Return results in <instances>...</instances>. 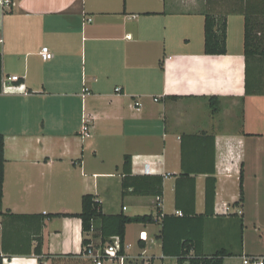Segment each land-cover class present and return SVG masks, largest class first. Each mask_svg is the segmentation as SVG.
<instances>
[{"label":"crops","instance_id":"obj_1","mask_svg":"<svg viewBox=\"0 0 264 264\" xmlns=\"http://www.w3.org/2000/svg\"><path fill=\"white\" fill-rule=\"evenodd\" d=\"M3 1V77L21 78L0 93L3 264H94L83 241L100 221L85 233L82 219L55 216L81 213L89 195L105 215L160 210L154 223L127 225L131 264H179L162 237L163 217L178 212L186 218L179 233L166 225L169 254L187 239L202 240L206 256L226 250L224 264L264 255V58L248 69L263 92L247 96V0ZM208 10L228 14L226 55L205 54ZM140 176L163 178L161 199L141 193L151 179Z\"/></svg>","mask_w":264,"mask_h":264},{"label":"trees","instance_id":"obj_2","mask_svg":"<svg viewBox=\"0 0 264 264\" xmlns=\"http://www.w3.org/2000/svg\"><path fill=\"white\" fill-rule=\"evenodd\" d=\"M14 1V0H10ZM260 3L255 4V3ZM247 0V5L242 8V15L245 17V58L247 62V79H246V95H253L256 93H262L259 90L254 92L249 83L248 69L250 61L256 58H264V0ZM227 16L217 15L209 10L205 13V26H204V37H205V54L213 56H221L227 54ZM262 18V19H261ZM3 59L0 54V93L2 92V78H3ZM211 98L210 101H212ZM214 106V103H212ZM4 139L0 135V215L3 210V183H4ZM130 159L125 158V171L130 176ZM127 176V178H128ZM140 179H151L149 184L144 185V191H141L144 195H153L162 198V187L163 178L160 176H140L134 177ZM130 179H125L123 182L124 190L128 188V181ZM243 176L241 177L240 190L241 197L240 201L244 199L243 186H242ZM155 182V184L153 183ZM152 185V187H151ZM216 190V179L209 178L207 183V200L213 202L215 198ZM160 210H157V216L153 215H143L129 217L124 213L118 215H105L100 210V205L95 202L92 196H84L82 199V212L79 214H56L55 216H73L82 219L83 221V231L85 233L93 232L95 221H100L99 235H95L93 240H84V254L85 249L89 246L101 247L113 241V239H118L120 253L125 252V236L126 228L129 224H150L154 223L157 217H160ZM181 217L176 216H164L163 217V251L165 255H173L177 257L179 264H184L188 259L190 264H224V258L230 256L226 250L219 251L212 256H206L202 252V240H196L195 242L184 240L181 244V249L177 254H169L166 249V225L167 223L173 224L177 233L179 229L177 226L181 225L183 220H185L186 215L181 213ZM204 216V215H203ZM202 217V216H201ZM169 221V222H168ZM173 222V223H172ZM175 223V224H174ZM177 225V226H176ZM194 252L193 255L191 253ZM254 257V256H249ZM0 264L3 261L0 259Z\"/></svg>","mask_w":264,"mask_h":264},{"label":"built area","instance_id":"obj_3","mask_svg":"<svg viewBox=\"0 0 264 264\" xmlns=\"http://www.w3.org/2000/svg\"><path fill=\"white\" fill-rule=\"evenodd\" d=\"M3 4L6 7H9L13 4L10 0H4ZM88 22L91 21V19L87 20ZM1 44V41H0ZM41 57L43 60L48 61L53 59V54L50 52L48 47H43L40 52ZM21 78L19 76H9V77H3L2 78V90H7L8 88H14V85L18 84L20 82ZM118 93L121 91L120 88H117L116 90ZM139 104L136 103V106ZM90 130V127L85 124L83 127V134L88 135ZM144 173H149V170L147 168L144 170ZM225 214H227V210L223 211ZM179 215H181L180 212H178ZM1 227V223H0ZM141 238L145 239V233L141 234ZM85 255L93 261L94 264H131L129 262V256L124 252L120 253L119 248V241L111 242L108 244H105L101 247H94L89 246L85 249ZM243 264H264V255L263 256H254L249 257L245 256L242 259ZM142 264H152L150 259H144L142 261Z\"/></svg>","mask_w":264,"mask_h":264},{"label":"rangeland","instance_id":"obj_4","mask_svg":"<svg viewBox=\"0 0 264 264\" xmlns=\"http://www.w3.org/2000/svg\"><path fill=\"white\" fill-rule=\"evenodd\" d=\"M262 233H263V236H264V230L262 231ZM251 234H252V233H251V231H250V235L247 236V240H248V241L251 240V237L253 236L252 239H253L254 244L257 243L256 241H257L258 238H259V237H258V236H259L258 233H256V235H255V234H252V236H251ZM130 251H131V253H134L135 249L132 248Z\"/></svg>","mask_w":264,"mask_h":264}]
</instances>
